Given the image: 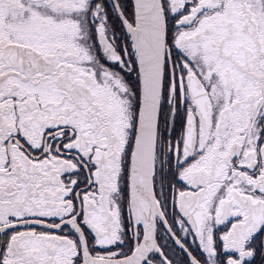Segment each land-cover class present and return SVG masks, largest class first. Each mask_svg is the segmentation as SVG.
Returning a JSON list of instances; mask_svg holds the SVG:
<instances>
[{
	"label": "snow or ice",
	"instance_id": "snow-or-ice-1",
	"mask_svg": "<svg viewBox=\"0 0 264 264\" xmlns=\"http://www.w3.org/2000/svg\"><path fill=\"white\" fill-rule=\"evenodd\" d=\"M0 264H264V0H0Z\"/></svg>",
	"mask_w": 264,
	"mask_h": 264
}]
</instances>
